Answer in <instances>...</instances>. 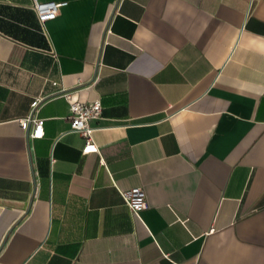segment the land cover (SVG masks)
I'll return each instance as SVG.
<instances>
[{"label":"crops","instance_id":"obj_1","mask_svg":"<svg viewBox=\"0 0 264 264\" xmlns=\"http://www.w3.org/2000/svg\"><path fill=\"white\" fill-rule=\"evenodd\" d=\"M55 1L0 0V264H264V0Z\"/></svg>","mask_w":264,"mask_h":264},{"label":"built area","instance_id":"obj_2","mask_svg":"<svg viewBox=\"0 0 264 264\" xmlns=\"http://www.w3.org/2000/svg\"><path fill=\"white\" fill-rule=\"evenodd\" d=\"M66 3V1L55 0H31V7L36 13L39 22L43 24L48 20L56 18L61 7L66 5ZM62 95L69 102L68 119L70 130L79 132L86 138L82 152L84 154L98 152V146L92 136L94 127L91 126L90 120L98 119L102 116L103 106L101 100L99 98L91 101L79 100L70 91H64ZM43 100L44 96L35 97L31 103L32 108L30 114L20 119V124L23 129L32 127V131L29 133L31 137H42L44 134V119L36 113ZM121 193L126 205L136 216H139V212L148 205L146 191L142 186H133L128 190H123Z\"/></svg>","mask_w":264,"mask_h":264}]
</instances>
